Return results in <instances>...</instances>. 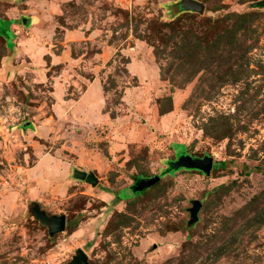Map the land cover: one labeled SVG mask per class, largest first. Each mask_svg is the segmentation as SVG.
<instances>
[{
	"label": "rangeland",
	"instance_id": "rangeland-1",
	"mask_svg": "<svg viewBox=\"0 0 264 264\" xmlns=\"http://www.w3.org/2000/svg\"><path fill=\"white\" fill-rule=\"evenodd\" d=\"M181 1L0 0V264H68L79 248L91 264H264V8L198 0V59L163 45L157 59L149 28ZM209 18L231 32H206ZM94 92L97 117L52 108ZM180 154L213 157L211 174L166 173ZM34 203L66 230L50 237Z\"/></svg>",
	"mask_w": 264,
	"mask_h": 264
},
{
	"label": "water",
	"instance_id": "water-1",
	"mask_svg": "<svg viewBox=\"0 0 264 264\" xmlns=\"http://www.w3.org/2000/svg\"><path fill=\"white\" fill-rule=\"evenodd\" d=\"M257 8H264V0H261L255 4ZM179 7L184 12H193L197 14H204L205 4L198 0H182ZM24 24L27 25V21L24 20ZM29 124H26L28 126ZM214 166V158L211 156H205L203 158L192 157L187 154H180L177 160L171 161L168 164V169L166 173H171L173 171L179 170H196L202 172L205 175H210ZM74 178L80 181L91 184L96 187L99 184V180L94 173H87L80 170L74 171ZM161 180V176H153L150 178H143L137 181V183L132 187L133 192H138L147 190ZM202 207V203L199 200L192 201V208H190L191 220L190 224L198 221V214ZM31 212L35 220L40 222L42 226L48 229V234L50 237L62 233L66 230L67 217L66 215H50L46 211L42 210L40 205L34 203ZM68 264H91L89 256L85 253L83 249H78L75 256Z\"/></svg>",
	"mask_w": 264,
	"mask_h": 264
},
{
	"label": "trees",
	"instance_id": "trees-1",
	"mask_svg": "<svg viewBox=\"0 0 264 264\" xmlns=\"http://www.w3.org/2000/svg\"><path fill=\"white\" fill-rule=\"evenodd\" d=\"M192 15L193 14L191 12H186L185 14L178 16L170 22H161L159 20H155L154 26L151 25L149 29L153 31V34L150 36V40L148 41V43L154 47L157 59H160V55L164 53V51L160 47L162 45L164 46V48L171 49L170 53H172L173 55L170 54V56L173 57L176 62H182V64H184V61H188L189 64H191V60L198 59L197 55H199L200 51L203 49L204 43H207L210 35L205 34L201 36L196 33L194 27L189 23L190 21L186 20L192 18ZM250 16L251 15L244 16L237 14L235 17L237 18V23L240 24L246 23V18H249ZM2 24H4L6 27H4L3 30H1L0 27V38L3 40L4 47L8 49L9 47L7 34L3 33V31L7 29L11 22H2ZM206 25L208 27L206 29V32L210 33L211 35L219 36L222 35V33H225V31L231 32V30H229V27L225 26V24L218 19L212 20L209 18L206 20ZM164 31H166L167 34H164ZM155 39H158L161 45L154 44ZM228 135L229 134L227 132L223 133V136L222 134L220 135V139L228 138ZM221 165L224 164L221 163L217 167H215L218 168ZM129 219L130 218L121 220V225L129 224Z\"/></svg>",
	"mask_w": 264,
	"mask_h": 264
},
{
	"label": "crops",
	"instance_id": "crops-1",
	"mask_svg": "<svg viewBox=\"0 0 264 264\" xmlns=\"http://www.w3.org/2000/svg\"><path fill=\"white\" fill-rule=\"evenodd\" d=\"M55 79L58 80V78H55ZM54 85H55L54 87L60 86L58 84L57 85L54 84ZM58 97L54 98L55 100H57V103L56 104L54 103V105H52V108L57 109L60 107L58 113L62 116L68 115L69 111H71V115L83 114L84 116L97 117L99 114V111H100L99 108L100 107H98L97 105H98V102L101 103V99L99 98V94H97L96 92L90 93V95L86 94L84 96V98H82L78 102L79 106H78L77 110L75 107H73L74 111L76 110V112H74L72 110V108L70 107L72 101L70 103H67L68 101H64V105H66L64 107L63 104L62 105L59 104L61 102L62 98L59 99ZM75 103H77V102H73L72 104H75Z\"/></svg>",
	"mask_w": 264,
	"mask_h": 264
},
{
	"label": "flooded vegetation",
	"instance_id": "flooded-vegetation-1",
	"mask_svg": "<svg viewBox=\"0 0 264 264\" xmlns=\"http://www.w3.org/2000/svg\"><path fill=\"white\" fill-rule=\"evenodd\" d=\"M1 25H2V22L0 21V27H1ZM140 179H143V178H138L136 181H135V183H134V185L137 183V181H139ZM133 187V186H132ZM145 191V190H144ZM144 191H140V193H143ZM133 192V191H132ZM134 193H138L137 191L136 192H134Z\"/></svg>",
	"mask_w": 264,
	"mask_h": 264
}]
</instances>
